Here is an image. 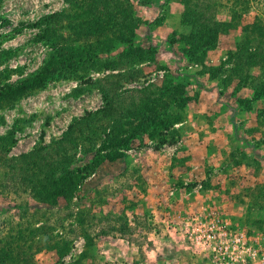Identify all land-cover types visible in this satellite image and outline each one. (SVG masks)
<instances>
[{
    "label": "rangeland",
    "instance_id": "rangeland-1",
    "mask_svg": "<svg viewBox=\"0 0 264 264\" xmlns=\"http://www.w3.org/2000/svg\"><path fill=\"white\" fill-rule=\"evenodd\" d=\"M183 1L121 0L131 9L133 46L146 53L133 79L125 70L97 72L81 63L89 56L111 60L127 49L124 43L100 53L94 38L74 41L63 24L55 25L54 38L41 37L45 25H32L69 12L65 0H0V87L61 61L59 49L75 56L70 64L57 62L49 82L0 106V139L14 142L6 159L60 140L72 123L102 108L99 87L111 76L117 93L139 91L121 102L125 112L140 110L124 130L155 111L181 118L167 131L175 133L172 142L146 133L129 150H117L114 161L101 150L110 119H95L94 138L76 133L75 145L53 157L56 179L78 171L71 193L3 188L0 166V246L24 243L30 264H211L205 235L221 228L243 233L264 257V63L231 72L240 47L254 51L264 0L236 20L221 0L216 20L231 21V28H222L215 48L197 60L187 54L191 25Z\"/></svg>",
    "mask_w": 264,
    "mask_h": 264
},
{
    "label": "trees",
    "instance_id": "trees-1",
    "mask_svg": "<svg viewBox=\"0 0 264 264\" xmlns=\"http://www.w3.org/2000/svg\"><path fill=\"white\" fill-rule=\"evenodd\" d=\"M70 11L67 13H55L46 16L34 23L32 26L42 28L41 37L49 40L54 38L53 30L55 25H62L69 30L74 41L83 39V36H90L95 39L96 48L100 53L107 54L114 48L116 42L126 44L128 47L125 51L118 54L111 60L101 61L90 57L81 61L85 69H93L97 72L104 69L125 70L130 78L136 79V70L134 67L146 60L145 52L133 46L134 33L131 28L130 8L124 6L121 0H65ZM229 3V12L231 18L236 20L239 16L247 12L251 4L257 0H225ZM184 20L191 25V32L187 37L188 56L193 60L200 59V54L215 48L219 32L222 28H231V21L225 23L216 20V12L221 10L223 4L221 0H184ZM92 25V26H91ZM91 26V28H90ZM258 32L254 51H251L249 44H245L234 53V68L232 73L238 76L243 72L264 63L262 49L264 50V27L258 25L253 26ZM61 61L51 59L47 64L35 75L30 76L16 84L5 85L0 87V106L8 104L12 100H16L25 93L49 82L52 78V71L57 62L64 65L70 64L75 60L74 54H68L63 48L58 50ZM257 52V53H256ZM88 55V54H87ZM148 55V54H147ZM259 57L256 59L255 57ZM68 60L71 62L68 63ZM74 62V61H73ZM86 64L88 66H86ZM134 66V67H133ZM121 74V73H120ZM108 77L106 84H102L99 88L103 94L104 105L95 112L88 113L85 117L72 123L60 140H57L47 146H39L29 153L21 154L17 157L6 159L8 152V144H13V140L9 138L0 139V166L6 171L2 176V186L10 185L18 188L20 185L26 186L32 194L44 195L46 197H54L64 192H73L77 185L78 171L76 173H64L56 179L53 157L60 153L62 149L69 143L75 145L72 136L78 133V138H82L86 132H90L89 136L97 134L93 129L95 119H110V123L103 129V139L101 141V150L109 152L105 157L109 161L116 160L119 155L117 150H129L130 143L143 134L148 133L150 138L159 137V143L164 144L168 138L171 142L174 139V132L167 131L173 124L178 123L181 119L176 115L175 119H169L164 115L155 113L151 117H142L137 121V125L129 130H124V126H132L131 119L140 116L139 109L133 112L124 111L126 108L120 107L124 98L130 97L131 94L139 92L131 90L128 92H116V83L110 82ZM143 93V91H141ZM123 99V100H122ZM142 115V114H141ZM99 116V118H97ZM151 128V130H150ZM107 131V132H106ZM122 134L121 137L118 135ZM90 139L88 141H91ZM65 145V146H64ZM0 187V188H1ZM18 240V238H17ZM14 242V241H13ZM0 246V264H30V258L33 256L29 253L30 248L17 246L11 248V241L1 243ZM27 253L31 254L28 255ZM66 251H62L60 255H64Z\"/></svg>",
    "mask_w": 264,
    "mask_h": 264
},
{
    "label": "built area",
    "instance_id": "built-area-1",
    "mask_svg": "<svg viewBox=\"0 0 264 264\" xmlns=\"http://www.w3.org/2000/svg\"><path fill=\"white\" fill-rule=\"evenodd\" d=\"M205 242L212 244V250L209 251L211 264H253L255 258L264 264V257H258L243 233L226 232L218 228L205 235Z\"/></svg>",
    "mask_w": 264,
    "mask_h": 264
}]
</instances>
